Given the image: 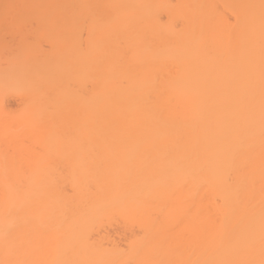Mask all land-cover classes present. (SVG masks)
Instances as JSON below:
<instances>
[{
	"label": "bare ground",
	"instance_id": "obj_1",
	"mask_svg": "<svg viewBox=\"0 0 264 264\" xmlns=\"http://www.w3.org/2000/svg\"><path fill=\"white\" fill-rule=\"evenodd\" d=\"M19 1L57 44L34 53L17 33L0 59V92L25 98L0 124V264H264V0ZM59 109L78 152L62 180L43 165ZM147 208L124 250L91 238Z\"/></svg>",
	"mask_w": 264,
	"mask_h": 264
},
{
	"label": "rangeland",
	"instance_id": "obj_2",
	"mask_svg": "<svg viewBox=\"0 0 264 264\" xmlns=\"http://www.w3.org/2000/svg\"><path fill=\"white\" fill-rule=\"evenodd\" d=\"M19 1V0H18ZM22 1V0H21ZM25 1V0H24ZM67 1V0H66ZM69 2H67L68 4L67 5H69V3L70 4H73L72 2V0H68ZM113 1L114 0H112V2H110L108 5H106V7H110L111 5H113ZM94 2V3H93ZM91 1V3H90V5L92 4V5H94V6H96V5H99L100 4V2H99V0H98V3L97 4H95V1ZM116 2V1H115ZM25 3V2H24ZM77 3V2H76ZM23 4V2H21L20 3V1L18 2V4H17V11L15 10L16 8H11V11H10V8H2V7H0V33H1V35H0V46H3L2 48L0 47V59H1V61H2V57H3V60H4V58H7V57H9V60L11 61V57L13 56L12 55V53H9V52H13V53H15L16 52V50L18 49L19 50V48H21V41L22 40H20V38L21 37H19V35L21 36L22 34H26V35H24V37H27V41H28V39H29V41L28 42H30V44L29 43H26V44H24L23 43V41H22V47L24 48V45L26 46L25 48H29L31 51H33L34 53H37V49H34V48H36V46L38 47V51H40V52H45V51H47V50H49L50 49V44L51 45H56L57 44V42L56 41H54L53 39H51V38H49L48 36H39V35H37V32H38V30L37 29H39V32L41 31H43V32H45L46 31V29L45 28H47V27H45V25L44 24H46V25H49V23L47 24V23H45L44 21V19L46 18L45 17V15L43 14V8H39V10H38V8H35V7H33V6H28L27 4H25V6H24V4ZM28 6V8H26ZM35 8V9H34ZM14 9V10H13ZM36 9H37V11H36ZM48 11H50L51 10V12H53V9H47ZM47 10H45V11H47ZM54 11H57V9H55L54 8ZM9 12V13H8ZM13 12V15L15 16V18L14 17H12L11 16V13ZM38 13V16L36 17V15H37V13ZM50 12V15H51V20L54 22V16H53V13H51ZM5 14H6V16H5ZM40 15H42V16H40ZM46 15L48 16L49 15V12H47L46 13ZM3 17V18H2ZM4 17L6 18V19H4ZM9 17H11V18H14V21H8V18ZM69 18V20L71 19L68 15H66V16H64L63 17V21L64 22H66V21H69L68 20V18ZM4 19V20H3ZM39 19V20H38ZM47 19H48V17H47ZM76 19H79V17L77 16L76 17ZM2 20V21H1ZM11 20V19H10ZM50 20V21H51ZM35 21H37V23L35 22ZM51 21V22H52ZM40 22V23H39ZM36 24H40L41 26L39 27V28H37L36 27ZM53 25V26H51L52 27V29L53 30H55L56 28L55 27H57L56 25H59V24H53V23H50V25ZM49 28V27H48ZM58 28H60L59 26H58ZM65 28L67 29V28H69V27H67V26H65ZM64 28V29H65ZM51 29V30H52ZM68 30V29H67ZM30 31V32H29ZM37 31V32H36ZM69 31V30H68ZM8 32H9V34L10 35H8ZM12 32H15L16 33V35L14 36V34L12 35ZM48 32H50V28L48 29ZM3 33V34H2ZM17 33H22V34H17ZM27 34L29 35V36H27ZM23 36V35H22ZM77 36H80L79 34H77ZM38 37V38H37ZM34 38H37V39H35L34 40ZM23 39V38H22ZM78 37L76 38V41H75V44L77 45L78 44ZM40 40V42L39 43H34L35 41H39ZM11 45H13V46H11ZM6 46V47H5ZM10 46V47H9ZM15 46V47H14ZM30 46V47H29ZM13 48H15V49H13ZM10 49V50H9ZM13 49V50H12ZM9 51V52H8ZM4 52H7V53H5V55H4ZM3 53V54H2ZM49 53H50V50L48 51V55H49ZM46 53L44 54V53H41L40 55H44L43 57L45 58L46 57V55H47ZM40 55H38V56H40ZM11 56V57H10ZM41 58L40 59H42L43 57L42 56H40ZM43 58V59H44ZM6 60L7 59H5L4 61H2V62H6ZM8 60V61H9ZM9 61V62H10ZM9 62H7L6 64H4V63H1V65L2 64H4V66L6 65H8L9 64ZM0 65V67L1 68H3L2 66ZM71 72V68L68 66V69H67V75H68V73H70ZM68 82H70V81H67L66 82V85L68 84ZM70 85H72L71 83H69L68 85H67V87H69ZM10 91V90H9ZM14 91V90H13ZM13 91H10L11 92V94H12V92ZM9 92V93H10ZM15 92H16V94H15ZM15 92L13 93V95H9L8 94V92L7 91H5V93L3 92V94L0 92V124L1 123H3V122H6L5 120H6V116H9V115H11V117L12 116H17V114L16 113H18L19 111L21 112V111H23L22 109H23V107H24V102H25V98L24 97H22L21 99H19V97L17 96V95H21L19 92H17V90H15ZM4 96V97H3ZM22 96H23V94H22ZM1 98H3V99H1ZM22 100V101H21ZM20 101H21V103H20ZM23 102V103H22ZM19 105V106H18ZM21 105H22V107H21ZM63 107H64V110H63V107H61L62 109V113L64 114V112L63 111H66L65 112V114L67 113V116H69V113H70V111H71V105L69 104L68 105V103H65V105H67L66 107H65V105H64V103H62L61 104ZM31 106V105H30ZM28 107V106H27ZM68 107H70V109L68 108ZM30 108V107H29ZM65 108H66V110H65ZM33 108H31L30 110H32ZM45 109H46V107H45ZM10 110L13 112L14 110H15V113H12V112H10ZM61 110L59 109V111H60V117L61 116H63V117H61L63 120H64V122H65V128H63V130L64 131H58L57 132V134L54 136L55 137V141H54V149H53V152H48V153H45V157L43 156V158H45L44 159V163L45 164H43V165H46V168L47 169H49V176H48V172L47 173H45V176H46V178H54V179H56V180H59V179H61L62 180V178H64L65 176H67V174H68V172H69V170H71V168L72 167H74L76 164H77V161H78V152L75 150V149H73L72 148V146L71 145H69V143L68 142H70L69 141V134H67L66 133V128H67V126H68V124H67V121H68V117L66 118V120L67 121H65V116L61 113ZM68 110V111H67ZM70 110V111H69ZM47 111V110H46ZM11 113V114H10ZM5 117V118H2L3 116ZM10 117V118H11ZM47 117V116H46ZM46 117H44L43 116V122H44V120L46 119ZM10 118H9V120H10ZM12 119V118H11ZM47 120H48V117H47ZM60 121H62L61 119H60ZM63 122V121H62ZM63 122V123H64ZM69 122V121H68ZM62 123V124H63ZM67 124V125H66ZM1 128V127H0ZM66 136H65V135ZM8 139V138H7ZM3 140H6V138H4ZM2 140V141H3ZM1 140H0V144L2 145H0L1 146V148H0V150H2V148H3V150L2 151H4L5 150V152L3 153V154H5V153H8V152H6V149H4L5 147V145H6V147L8 146V149L7 150H10L11 149V147H9V144H10V142H9V140H6L7 141V143H6V141H3L2 142ZM6 143V144H2V143ZM9 142V143H8ZM64 142V143H63ZM22 143H23V145H27V147H29V146H31V144L30 145H28L29 144V140L28 139H24L23 141H22ZM25 143V144H24ZM11 144H12V142H11ZM63 146H64V148H63ZM12 147H14V146H12ZM31 149V148H30ZM35 149V148H34ZM36 149H37V147H36ZM39 149V152H40V148H38ZM38 149L37 150H35V151H38ZM12 150V149H11ZM32 151V155L33 154H35V152L33 151V149H31ZM42 150V149H41ZM1 151V152H2ZM10 152V151H9ZM30 151H28V153H29ZM12 153V151L10 152V154ZM26 154V153H25ZM23 154V157L24 156H26V155H28V154ZM37 154V153H36ZM35 154V155H36ZM41 154V153H40ZM1 155V154H0ZM31 155V154H30ZM18 158V157H17ZM19 162H21V160H22V157L21 158H19ZM14 161H16V160H13V163L12 164H14ZM17 161H18V159H17ZM5 162V163H4ZM8 161H4L3 160V162H0V164H6ZM9 163V162H8ZM16 163V162H15ZM18 164V163H17ZM21 164H22V162H21ZM9 165V164H8ZM22 166V165H21ZM45 168V169H46ZM46 169V170H47ZM21 171H22V169H21ZM39 171H42V170H37V172L39 173ZM36 172V173H37ZM43 172V171H42ZM47 174V175H46ZM37 175V174H36ZM37 177V176H36ZM53 180V179H52ZM62 186V187H61ZM55 187H59L58 188V190H59V194L60 193H63L64 194V192H69L70 191V186L65 182L64 183V185L63 184H61V185H57V186H55ZM55 187H53V189L55 188ZM57 188H55L54 190L53 189H51V191L50 192H52V190L54 191V192H56V193H54V195L55 194H57L58 193V191L56 190ZM72 190V189H71ZM157 192V191H156ZM156 192H155V194H156ZM52 193V194H53ZM71 193V192H70ZM149 211H151L152 212V210H148V208H147V211H142L141 212V214H137L135 217H134V214H132L131 216V218H132V221L130 220H128L129 222H127L126 221V219H124L125 218V216H127V217H129L128 215H125V214H127V213H125V214H116V213H114V214H111L110 215V217L109 216H107V217H105L107 220H105L104 222H103V219H104V217L103 218H99L96 222L97 223H99V222H101V223H99L100 225H98L96 222V224H95V229L97 230H94L93 229V233H91V238L92 237H95V238H93V240H96V239H98V238H103L104 240H106L105 238L106 237H110L112 240L111 241H113L114 240V244H117V245H119L118 247H121V249H125V248H127L126 246H127V242H128V240H129V238L130 237H132V236H136L135 238H138V237H140L139 235H140V233L142 234V230H141V228L139 227V224L137 225L136 223H138L139 222V219L142 217V216H146V215H148L150 212ZM55 212V211H54ZM51 213V219H53L52 217H55L56 218V216L57 215H54V216H52L53 214H55V213ZM60 212V210H58V211H56V213H59ZM149 212V213H148ZM60 214V213H59ZM112 215H114V217L112 216ZM124 215V216H123ZM123 216V217H122ZM140 216V217H139ZM171 216L172 217H176L177 215L176 214H173V212L171 213ZM172 217H171V219H172ZM109 218H110V220H109ZM124 220H123V219ZM135 218V219H134ZM54 220V219H53ZM135 220V221H134ZM177 220V222H172L171 223V227H172V225L174 224V225H176V227L175 228H179V226H180V220L179 219H176ZM138 221V222H137ZM175 221V220H174ZM102 222H103V224H102ZM170 223V222H169ZM48 225H49V223H48ZM48 225H45V227L46 228H49L50 226H48ZM177 229H176V231H177ZM51 230H52V228H51ZM172 230H175V229H173L172 228ZM168 232L170 233V235L172 234L171 233V229L169 228V226H168ZM175 231H173V233H174ZM52 233V232H51ZM51 233H49L48 235V237L50 238L49 240H52L53 239V237L55 236L54 234V236H52L51 235ZM173 235V234H172ZM106 236V237H105ZM109 238V239H110ZM103 239H101V240H103ZM99 240V239H98ZM38 241V239L36 240V242ZM100 241V240H99ZM109 243V244H108ZM127 243V244H126ZM101 245H103V243H100ZM104 244H105V247L108 245V246H110L111 245V242H109V241H107L106 240V242L104 241ZM123 249V250H124Z\"/></svg>",
	"mask_w": 264,
	"mask_h": 264
}]
</instances>
